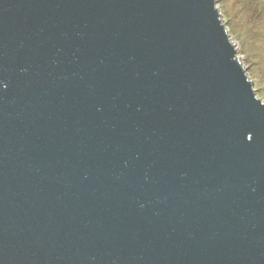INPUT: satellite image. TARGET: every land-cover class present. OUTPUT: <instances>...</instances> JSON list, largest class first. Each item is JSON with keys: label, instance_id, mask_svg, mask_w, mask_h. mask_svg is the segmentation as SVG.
Returning a JSON list of instances; mask_svg holds the SVG:
<instances>
[{"label": "water", "instance_id": "95a60500", "mask_svg": "<svg viewBox=\"0 0 264 264\" xmlns=\"http://www.w3.org/2000/svg\"><path fill=\"white\" fill-rule=\"evenodd\" d=\"M217 0H0V264H264V104Z\"/></svg>", "mask_w": 264, "mask_h": 264}, {"label": "rangeland", "instance_id": "374dc122", "mask_svg": "<svg viewBox=\"0 0 264 264\" xmlns=\"http://www.w3.org/2000/svg\"><path fill=\"white\" fill-rule=\"evenodd\" d=\"M216 7L239 64L264 104V0H217Z\"/></svg>", "mask_w": 264, "mask_h": 264}, {"label": "trees", "instance_id": "16d2710c", "mask_svg": "<svg viewBox=\"0 0 264 264\" xmlns=\"http://www.w3.org/2000/svg\"><path fill=\"white\" fill-rule=\"evenodd\" d=\"M226 26V25H225ZM228 28V26L226 27V29ZM228 30H229V28H228Z\"/></svg>", "mask_w": 264, "mask_h": 264}]
</instances>
